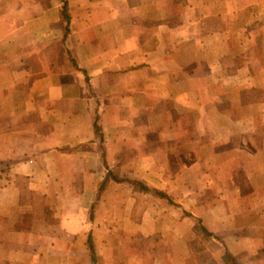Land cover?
Here are the masks:
<instances>
[{
  "label": "crops",
  "instance_id": "crops-1",
  "mask_svg": "<svg viewBox=\"0 0 264 264\" xmlns=\"http://www.w3.org/2000/svg\"><path fill=\"white\" fill-rule=\"evenodd\" d=\"M64 1L0 0V264H264V0Z\"/></svg>",
  "mask_w": 264,
  "mask_h": 264
},
{
  "label": "trees",
  "instance_id": "trees-1",
  "mask_svg": "<svg viewBox=\"0 0 264 264\" xmlns=\"http://www.w3.org/2000/svg\"><path fill=\"white\" fill-rule=\"evenodd\" d=\"M61 1H62V3H63V5H62V9H61L62 16H63L64 20H65L66 22H68V21H69V16H68V14H67L66 2H65L64 0H61ZM90 243H91V241H90ZM90 246H91V244H90Z\"/></svg>",
  "mask_w": 264,
  "mask_h": 264
}]
</instances>
